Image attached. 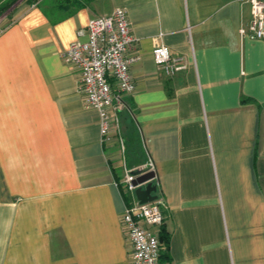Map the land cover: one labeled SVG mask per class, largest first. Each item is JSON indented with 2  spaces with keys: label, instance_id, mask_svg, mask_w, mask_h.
Listing matches in <instances>:
<instances>
[{
  "label": "crops",
  "instance_id": "crops-1",
  "mask_svg": "<svg viewBox=\"0 0 264 264\" xmlns=\"http://www.w3.org/2000/svg\"><path fill=\"white\" fill-rule=\"evenodd\" d=\"M115 7L138 54L134 91L114 98L123 152L101 143L61 57ZM249 18L247 0L19 7L0 32V264H133L119 182L148 160L167 204L162 264H264V41L240 34ZM159 44L185 67L166 75Z\"/></svg>",
  "mask_w": 264,
  "mask_h": 264
},
{
  "label": "built area",
  "instance_id": "built-area-1",
  "mask_svg": "<svg viewBox=\"0 0 264 264\" xmlns=\"http://www.w3.org/2000/svg\"><path fill=\"white\" fill-rule=\"evenodd\" d=\"M250 4V18L239 29L241 35L264 41V0H247ZM86 40H74L61 54L63 61L79 70L77 89L84 97L85 107L96 111L100 141L110 144L114 138L120 150L124 151V139L119 131L117 111L119 105L114 98L130 94L135 89L130 65L138 59L133 51L135 36L131 31L126 11L115 7L107 15L93 16L84 30ZM154 62L166 75H172L185 67L181 56L170 54L165 45H155L152 49ZM116 92V93H115ZM139 168L141 173L132 174ZM127 170L119 182L124 195V207L119 220L126 243L128 258L133 264H162L160 254L163 244L160 231L164 223L166 201L158 189L156 176L147 182L156 185L152 201L141 203L134 190L132 180L145 172L154 171V164L148 160L145 164ZM155 172V171H154Z\"/></svg>",
  "mask_w": 264,
  "mask_h": 264
},
{
  "label": "water",
  "instance_id": "water-1",
  "mask_svg": "<svg viewBox=\"0 0 264 264\" xmlns=\"http://www.w3.org/2000/svg\"><path fill=\"white\" fill-rule=\"evenodd\" d=\"M142 169H133L131 170L132 174H138L141 173ZM156 176V173L154 171H148L143 174H140L136 176L132 180L133 185H139L143 183L144 181H147L150 178H153ZM156 191V185L152 184L151 182H147L144 186L139 185L135 188L134 193L136 195V198L139 200L141 203L149 202L152 201L156 198V195L153 194V192Z\"/></svg>",
  "mask_w": 264,
  "mask_h": 264
},
{
  "label": "rangeland",
  "instance_id": "rangeland-1",
  "mask_svg": "<svg viewBox=\"0 0 264 264\" xmlns=\"http://www.w3.org/2000/svg\"><path fill=\"white\" fill-rule=\"evenodd\" d=\"M7 1L10 0H0V7L4 3H7ZM37 0H14L11 5H9L5 10H2L0 12V32L5 29L11 22H13L15 18V14L17 13V10L19 7L25 4H31L34 3ZM126 157L129 156L130 150L127 149Z\"/></svg>",
  "mask_w": 264,
  "mask_h": 264
},
{
  "label": "trees",
  "instance_id": "trees-1",
  "mask_svg": "<svg viewBox=\"0 0 264 264\" xmlns=\"http://www.w3.org/2000/svg\"><path fill=\"white\" fill-rule=\"evenodd\" d=\"M82 1H84V3H86L87 1H90V0H82ZM13 2H14V0H10V1H7V3H4L3 5H1L0 12L2 10H5ZM77 6H80V3H78ZM124 143H125V148H126V141H125V139H124ZM159 237H160L161 243L164 246V248H163V250L161 251V254H160V261L163 262L164 260H168L169 259V256L167 254V248H168V233L166 232L164 226H162V228H161Z\"/></svg>",
  "mask_w": 264,
  "mask_h": 264
}]
</instances>
